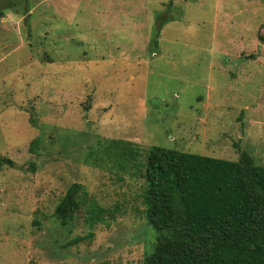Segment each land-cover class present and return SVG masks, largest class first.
I'll list each match as a JSON object with an SVG mask.
<instances>
[{"label": "rangeland", "instance_id": "1", "mask_svg": "<svg viewBox=\"0 0 264 264\" xmlns=\"http://www.w3.org/2000/svg\"><path fill=\"white\" fill-rule=\"evenodd\" d=\"M170 2L0 0V264H143L151 147L264 166V0Z\"/></svg>", "mask_w": 264, "mask_h": 264}, {"label": "trees", "instance_id": "2", "mask_svg": "<svg viewBox=\"0 0 264 264\" xmlns=\"http://www.w3.org/2000/svg\"><path fill=\"white\" fill-rule=\"evenodd\" d=\"M9 8L8 3L4 10ZM37 143H31L33 154ZM3 165L14 166L0 158ZM82 188L72 184L57 205L63 226L79 209ZM142 202L155 233L143 264H264V166L248 155L241 153L235 162L151 147ZM99 218L97 213L92 223Z\"/></svg>", "mask_w": 264, "mask_h": 264}]
</instances>
